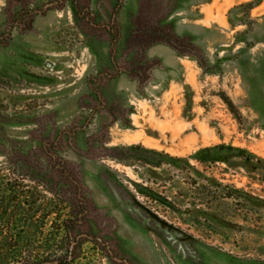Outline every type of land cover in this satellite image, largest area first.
I'll list each match as a JSON object with an SVG mask.
<instances>
[{
    "label": "rangeland",
    "instance_id": "obj_1",
    "mask_svg": "<svg viewBox=\"0 0 264 264\" xmlns=\"http://www.w3.org/2000/svg\"><path fill=\"white\" fill-rule=\"evenodd\" d=\"M253 1L0 0V264H264Z\"/></svg>",
    "mask_w": 264,
    "mask_h": 264
},
{
    "label": "trees",
    "instance_id": "obj_2",
    "mask_svg": "<svg viewBox=\"0 0 264 264\" xmlns=\"http://www.w3.org/2000/svg\"><path fill=\"white\" fill-rule=\"evenodd\" d=\"M262 1L263 0H255L251 3L246 4V5H242V6L238 7L237 9H240L241 7H246L249 11H251L255 7L259 6L262 3ZM167 42L173 44L172 41H170V40H167ZM139 148L140 147H132L131 149H139ZM223 151H225L227 153H223L220 157H218L219 153H222ZM230 152H234L236 155L231 156L228 154ZM146 153L149 154V153H152V151H146ZM160 156H165V155L162 154ZM232 157H243V159L245 160V162L247 164H251L252 159H253V156L251 154L247 153V151L240 149V148H234V147L226 146V145H221V146H217L214 148L202 149L195 154L194 159L200 163H207V162L215 163L218 160H223V162H229ZM171 160L174 163L181 161V159H177V158H173ZM36 165L38 166V164H36ZM153 166L156 168H160L163 166V163H158V164L153 165ZM27 169H30L29 166L27 167ZM252 169L255 170V165H253ZM30 170L33 171V169H30ZM31 178L33 180H35L34 173H33V175H31ZM40 179H43V176H40ZM4 192L10 193V192H14V190L12 188H9V186L6 184ZM55 195L60 197L62 194L60 192H56ZM12 201H9L7 203V200L5 198L1 199V208L4 210L3 217H4V215L7 214L10 203H12ZM67 201L71 207V217H70V219L65 221V228L67 231L70 232V231H74L75 227H76L75 226V217L77 216V209H79V206H78L79 202L76 199H68ZM6 203H7V205H5Z\"/></svg>",
    "mask_w": 264,
    "mask_h": 264
},
{
    "label": "water",
    "instance_id": "obj_3",
    "mask_svg": "<svg viewBox=\"0 0 264 264\" xmlns=\"http://www.w3.org/2000/svg\"><path fill=\"white\" fill-rule=\"evenodd\" d=\"M47 264H58L57 262H55V263H47Z\"/></svg>",
    "mask_w": 264,
    "mask_h": 264
}]
</instances>
